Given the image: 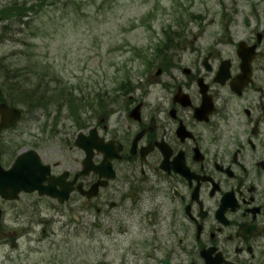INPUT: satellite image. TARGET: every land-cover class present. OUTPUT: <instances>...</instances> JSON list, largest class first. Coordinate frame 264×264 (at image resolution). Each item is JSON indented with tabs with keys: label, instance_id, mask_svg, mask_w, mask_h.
Instances as JSON below:
<instances>
[{
	"label": "flooded vegetation",
	"instance_id": "af4514ba",
	"mask_svg": "<svg viewBox=\"0 0 264 264\" xmlns=\"http://www.w3.org/2000/svg\"><path fill=\"white\" fill-rule=\"evenodd\" d=\"M244 6L219 15L215 37L198 18L201 48L181 44L153 84L121 88V102L92 111L79 134L94 132L107 152L94 147L91 170L76 144L74 171L32 149L49 179L72 185L89 227L128 242L120 264H264V0ZM1 153L7 170L17 156L6 167ZM22 194L0 196L3 216Z\"/></svg>",
	"mask_w": 264,
	"mask_h": 264
},
{
	"label": "rangeland",
	"instance_id": "374dc122",
	"mask_svg": "<svg viewBox=\"0 0 264 264\" xmlns=\"http://www.w3.org/2000/svg\"><path fill=\"white\" fill-rule=\"evenodd\" d=\"M11 2L34 9L0 40V86L6 101L24 111L16 127L0 134L1 162L10 166L19 152L36 149L59 163L55 171H74L84 157L75 138L93 128L92 111L121 102V88L153 84L165 56L181 44L201 48L199 19L215 37L219 15L242 10L246 0H0V20ZM171 33L178 48L158 51ZM6 77H16L41 104L24 106ZM61 93L74 101L51 103ZM21 199L5 206L0 264H111L114 258L120 264L128 242L109 236L101 222L89 227L79 198L63 205L35 193Z\"/></svg>",
	"mask_w": 264,
	"mask_h": 264
},
{
	"label": "water",
	"instance_id": "95a60500",
	"mask_svg": "<svg viewBox=\"0 0 264 264\" xmlns=\"http://www.w3.org/2000/svg\"><path fill=\"white\" fill-rule=\"evenodd\" d=\"M1 94L0 87V97ZM22 114L20 107H11L7 102L0 101V133L15 126L22 119ZM93 133L91 132L90 137L82 138L79 134L76 138V145L86 152L84 164L87 170L93 168L94 147L107 152L105 144L102 143L104 140L97 143L95 140L97 138ZM13 164L7 171L0 165V195L3 199L17 200L21 192L28 194L38 192L41 197L46 195L58 199L60 204L70 199V194L74 190L72 185L65 182V177L49 179L51 166L41 163L38 154L33 150L19 154ZM48 179L49 184L43 185V182ZM57 185L61 186V190L57 189ZM2 216L3 211L0 209V223Z\"/></svg>",
	"mask_w": 264,
	"mask_h": 264
},
{
	"label": "trees",
	"instance_id": "16d2710c",
	"mask_svg": "<svg viewBox=\"0 0 264 264\" xmlns=\"http://www.w3.org/2000/svg\"><path fill=\"white\" fill-rule=\"evenodd\" d=\"M6 18L5 20H0V22L2 21L3 24L1 26V29H0V40L1 39H4V37L6 35H13V33H15V29L14 27L17 26L16 23H18V25H20L21 23L24 22L25 20V17H29V13H31L34 9V7H32L31 5L28 6L27 4H24L23 6H19L17 5V3H14V2H11V4H9L8 6H6ZM1 15L3 14V10L1 9L0 11ZM170 38L169 40L164 41V45L163 47L161 48H158L157 50H170V49H174V47H176V44L173 42V39H172V33L169 35ZM1 76V75H0ZM17 79L16 77H14V79L10 78L8 79L7 77L5 78V81H9L11 83V89L10 90H14L15 87L17 86V90L20 92V97L18 98H21L22 101V104L26 107H31L33 109V106L31 105H40L41 103H39V99L37 98V95H33L30 93V91L28 90V87H24V86H21L19 84H17L16 82H20V81H17L15 80ZM6 85V84H5ZM9 86V87H10ZM9 87H7V90H9ZM56 92V90L54 91ZM5 93H3L1 95V98L0 100L1 101H6V98L4 96ZM71 96L73 97L74 95L71 94ZM17 98V99H18ZM67 98L68 99V103H71L73 102L74 100H71L70 99V94L68 93H61V94H53L51 95V98H50V101L51 103H58L59 101H62V100H66ZM39 103V104H38ZM11 106H16V102L14 103H9Z\"/></svg>",
	"mask_w": 264,
	"mask_h": 264
}]
</instances>
